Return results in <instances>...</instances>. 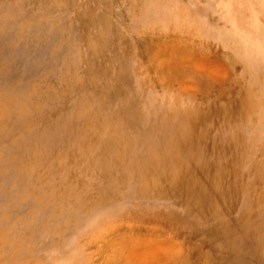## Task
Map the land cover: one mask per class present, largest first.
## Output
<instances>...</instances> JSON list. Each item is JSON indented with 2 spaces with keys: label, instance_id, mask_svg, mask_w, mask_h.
I'll use <instances>...</instances> for the list:
<instances>
[{
  "label": "rangeland",
  "instance_id": "1",
  "mask_svg": "<svg viewBox=\"0 0 264 264\" xmlns=\"http://www.w3.org/2000/svg\"><path fill=\"white\" fill-rule=\"evenodd\" d=\"M225 2L0 0V264H264V0Z\"/></svg>",
  "mask_w": 264,
  "mask_h": 264
},
{
  "label": "bare ground",
  "instance_id": "2",
  "mask_svg": "<svg viewBox=\"0 0 264 264\" xmlns=\"http://www.w3.org/2000/svg\"><path fill=\"white\" fill-rule=\"evenodd\" d=\"M235 1H236V0H235ZM226 2L231 6L230 8H232V9L234 10V11H232L233 15L236 16V17L238 18V20H239V19L241 20V19H242V16H241V14L239 13L240 11H239L237 8H236L237 10H235V9L233 8V7H235V4H234V6L232 5V3H234L233 0H230V1H229V0H226ZM226 2H225V3H226ZM227 3H226V4H227ZM237 3H238V2H237ZM239 4H240V3H238V7H239ZM229 5H227V7H228ZM239 9H240V8H239ZM241 11H242V10H241ZM242 13H243V12H242ZM240 20H239V21H240ZM11 25H12V24H11ZM2 33H3V32H2ZM256 33H258V31H257ZM256 33L250 31V32H248V33L245 32V33H243V34H245V37H246V38H249V39H256V38H258V36L256 35ZM259 33H260V31H259ZM261 33H262V32H261ZM245 40H246V39H245ZM245 42H246V41H245ZM259 45H260V44H259ZM261 48H262V47H261ZM251 50H252V49H251ZM239 103H240V102H239ZM235 104H236V103H235ZM247 104H248V103H247ZM247 104H246V105H247ZM236 107H238V105H237ZM236 107H235V108H236ZM206 114H207V113H206ZM205 116H206V115H205ZM190 120H191V119H190ZM201 120H202V119H201ZM201 120H200V121H201ZM202 121H203V120H202ZM202 121H201V122H202ZM191 123H192V122H191ZM192 124H195V123H192ZM186 125L189 126L188 124H186ZM192 126H193V125H192ZM186 128H187V127H186ZM182 129H183V127L179 128L180 131H182ZM259 230H260V228H259Z\"/></svg>",
  "mask_w": 264,
  "mask_h": 264
}]
</instances>
